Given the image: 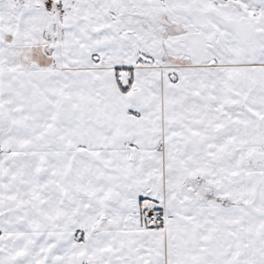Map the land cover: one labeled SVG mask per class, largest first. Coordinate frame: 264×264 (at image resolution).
I'll use <instances>...</instances> for the list:
<instances>
[{
    "label": "snow or ice",
    "instance_id": "obj_1",
    "mask_svg": "<svg viewBox=\"0 0 264 264\" xmlns=\"http://www.w3.org/2000/svg\"><path fill=\"white\" fill-rule=\"evenodd\" d=\"M0 264H264V0H0Z\"/></svg>",
    "mask_w": 264,
    "mask_h": 264
}]
</instances>
